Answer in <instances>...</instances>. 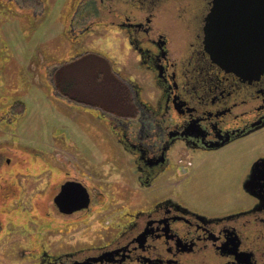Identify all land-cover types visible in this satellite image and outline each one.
Masks as SVG:
<instances>
[{"label":"flooded vegetation","instance_id":"flooded-vegetation-1","mask_svg":"<svg viewBox=\"0 0 264 264\" xmlns=\"http://www.w3.org/2000/svg\"><path fill=\"white\" fill-rule=\"evenodd\" d=\"M41 2L31 4L34 8ZM213 6L214 0H74L64 23L66 36L77 45L89 35L105 33L100 26L110 27L121 34L120 47L126 45L128 61L120 64L100 48L76 47L62 62L99 58L102 67L93 63L86 69L96 67V85L112 81L120 100L114 107L108 97L90 103L80 95L70 96L67 87L78 78L61 71L56 81L62 62L48 82H57L59 102L74 106L73 116H94L116 150L128 157L121 166L125 176L114 180L107 175V186L134 189L129 195L117 192L126 198L117 204L111 191L96 190L90 178L67 176L47 202L69 239L59 250L38 244L33 264H264V153L239 173L246 195L235 198L241 201L236 209L206 211L176 196L202 154L264 129V74L245 79L214 62L205 49L204 27ZM160 19L177 28L176 37L170 36L167 25L160 26ZM62 130L70 131L65 126ZM69 181L87 188L86 206L79 207L87 201L78 184L66 200L56 202ZM159 189L165 194L156 195ZM238 189L233 186L234 194H241ZM49 210L46 207L48 217ZM46 236L49 243V233Z\"/></svg>","mask_w":264,"mask_h":264},{"label":"rangeland","instance_id":"rangeland-1","mask_svg":"<svg viewBox=\"0 0 264 264\" xmlns=\"http://www.w3.org/2000/svg\"><path fill=\"white\" fill-rule=\"evenodd\" d=\"M32 1H0V102L24 103V110L23 107L19 109L21 103L17 104L18 111H10V105H1L0 109V264H33L38 259V244L45 248L53 245L54 250H59L62 241L69 239L67 228L66 234L60 231L61 221L57 219L56 209L47 202L50 193H54L67 176L90 178L92 185L97 186L96 190L111 191V199L117 204L126 201L124 196L116 195L117 192L124 191L129 195L134 189L126 184L107 186V175L112 174L114 180L125 176L126 170L121 171V166L128 157L116 150L110 135L96 124L94 116L90 119L73 116L74 106L59 102L60 88L56 82L61 71L70 79L73 77L68 74L73 73L78 79L67 87L70 96L80 95L82 100L88 99L90 103L108 97L112 106L117 107L121 94L117 93L113 82L108 80L105 86L94 84L93 73L96 67L103 66L99 58L62 61L69 59L76 47H93L125 64L128 59L124 53L128 49L126 45L124 50L120 47L121 34L99 25L107 29L103 35H89L76 45L64 31L74 0H42L37 8H33ZM158 23L162 28L170 24L162 19ZM168 28L170 36L176 37L174 30L177 28ZM61 62L64 64L55 73V84L48 82ZM93 63L96 67L86 69L87 64ZM121 88L118 89L123 93L124 87ZM145 90L151 88L146 86ZM91 93H94L91 97L96 98L94 101L89 97ZM7 111L12 120L3 117L2 113ZM63 126L70 131L63 132ZM258 153H264V129L216 152L202 154L192 168L187 184L176 196L184 204L206 211L226 212L238 208L240 205L236 204L241 201H235V198L242 200L246 195L238 179L239 173L250 166L255 156L262 155ZM235 185H239L241 194H234ZM164 191L159 189L156 195L165 194ZM46 207L50 209L49 217ZM79 229L74 230L78 237ZM48 233L49 243L44 240Z\"/></svg>","mask_w":264,"mask_h":264},{"label":"water","instance_id":"water-1","mask_svg":"<svg viewBox=\"0 0 264 264\" xmlns=\"http://www.w3.org/2000/svg\"><path fill=\"white\" fill-rule=\"evenodd\" d=\"M209 17L204 42L212 60L245 79L260 78L264 74V0H214ZM77 184L87 201L79 207L86 206L88 190L75 181L65 183L56 202L66 200Z\"/></svg>","mask_w":264,"mask_h":264},{"label":"trees","instance_id":"trees-1","mask_svg":"<svg viewBox=\"0 0 264 264\" xmlns=\"http://www.w3.org/2000/svg\"><path fill=\"white\" fill-rule=\"evenodd\" d=\"M1 1V0H0ZM1 80H2V77H0V83H1ZM21 103V107H19V109H21L22 107H23V105H24V103L22 102V101H13V103L12 104H10V103H8V104H6V103H1L0 102V109H1V105H5L4 107H9V105H10V111L12 110V111H18V105L17 104H20ZM16 108V109H15ZM22 110V109H21ZM23 110H24V107H23ZM20 111V110H19ZM6 113H9V111H7V112H3L2 114H3V117H11V116H9V114H6ZM7 119V118H6ZM6 119H5V121H6ZM11 120H12V117H11Z\"/></svg>","mask_w":264,"mask_h":264},{"label":"crops","instance_id":"crops-1","mask_svg":"<svg viewBox=\"0 0 264 264\" xmlns=\"http://www.w3.org/2000/svg\"><path fill=\"white\" fill-rule=\"evenodd\" d=\"M43 3V2H42ZM33 17H35L34 15H33ZM64 27H65V25H64Z\"/></svg>","mask_w":264,"mask_h":264}]
</instances>
